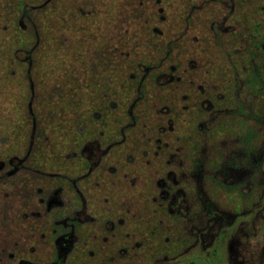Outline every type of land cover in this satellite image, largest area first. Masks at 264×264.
Listing matches in <instances>:
<instances>
[{
    "label": "rangeland",
    "instance_id": "374dc122",
    "mask_svg": "<svg viewBox=\"0 0 264 264\" xmlns=\"http://www.w3.org/2000/svg\"><path fill=\"white\" fill-rule=\"evenodd\" d=\"M253 65L264 0H0V264H264Z\"/></svg>",
    "mask_w": 264,
    "mask_h": 264
},
{
    "label": "flooded vegetation",
    "instance_id": "af4514ba",
    "mask_svg": "<svg viewBox=\"0 0 264 264\" xmlns=\"http://www.w3.org/2000/svg\"><path fill=\"white\" fill-rule=\"evenodd\" d=\"M219 255H220L219 247H216L213 249L209 257L202 255L193 256L186 261H174L168 264H221L218 258ZM53 263L64 264L63 252L60 253V251L57 250V254ZM159 264H165V263H159Z\"/></svg>",
    "mask_w": 264,
    "mask_h": 264
},
{
    "label": "trees",
    "instance_id": "16d2710c",
    "mask_svg": "<svg viewBox=\"0 0 264 264\" xmlns=\"http://www.w3.org/2000/svg\"><path fill=\"white\" fill-rule=\"evenodd\" d=\"M24 11L25 12H30V11H28L27 9H24ZM256 49H258L257 47H256ZM254 50H255V48H254ZM252 52L254 53V51L252 50ZM255 63V61L254 60H252V61H250V64L248 65V66H251L252 64H254ZM247 66V65H246ZM253 68H256L257 69V72L256 73H253L251 76L252 77H263V71H264V66L263 67H256L255 65H253ZM257 80V79H256ZM256 80H249L248 81V84L250 85V87H254L255 86V83H256Z\"/></svg>",
    "mask_w": 264,
    "mask_h": 264
}]
</instances>
